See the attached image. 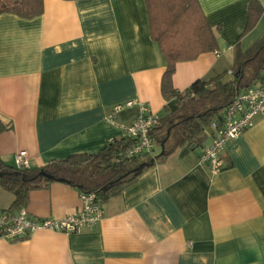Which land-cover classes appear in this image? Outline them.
<instances>
[{"label":"crops","instance_id":"0c3cea01","mask_svg":"<svg viewBox=\"0 0 264 264\" xmlns=\"http://www.w3.org/2000/svg\"><path fill=\"white\" fill-rule=\"evenodd\" d=\"M258 1L262 14L243 32L250 0H198L218 49L177 62L176 90L222 72L237 43L244 51L264 35ZM165 65L144 0H43L32 18L0 14L1 159L13 164L23 150L41 167L95 154L142 106L161 118L177 105L161 94ZM205 132L201 146L178 147L102 203L96 225L0 238V264H264V112L227 143L219 173L198 161L212 138ZM12 201L0 187V210ZM79 205L77 188L54 181L24 206L35 218H60Z\"/></svg>","mask_w":264,"mask_h":264},{"label":"trees","instance_id":"16d2710c","mask_svg":"<svg viewBox=\"0 0 264 264\" xmlns=\"http://www.w3.org/2000/svg\"><path fill=\"white\" fill-rule=\"evenodd\" d=\"M144 2L150 37L159 45L166 62L160 82L161 94L166 101L177 99L175 108L169 110L165 107L166 114L149 132L159 151L126 158L124 153L135 140L120 136L108 141L95 154L70 155L41 167L18 169L0 157V187L13 195L8 210L23 207L31 190L44 188L54 181L66 183L79 192H94L97 200L104 203L119 195L145 169L164 161L178 147L201 146L206 138L205 130L213 121L221 119L222 111L234 96L252 85L264 83L263 35L244 51L237 43L233 47L232 63L222 72L206 79H197L183 91L176 90L172 84L176 63L217 50L216 37L198 0ZM42 11L43 0H0V14L12 13L32 18ZM262 11L258 0H250L243 32L255 25ZM7 128L0 120V133ZM140 163L145 164L137 172H132Z\"/></svg>","mask_w":264,"mask_h":264},{"label":"built area","instance_id":"2783aa9c","mask_svg":"<svg viewBox=\"0 0 264 264\" xmlns=\"http://www.w3.org/2000/svg\"><path fill=\"white\" fill-rule=\"evenodd\" d=\"M218 56V53L216 54ZM133 101L113 107L107 121L113 123V116L123 106H130ZM264 112V83L252 85L238 92L224 108L219 121H213L211 142L198 156L200 164L206 165L212 173L221 172L224 167L223 152L227 143L245 129L253 125L254 117ZM159 123V116L150 112L146 106L130 123L121 125L122 136L130 137L135 143L124 153L126 158L135 157L143 152H152L154 144L149 137L150 130ZM13 165L29 168V159L25 151H17L13 156ZM80 205L76 212L60 218H35L23 206L15 211L0 210V238L17 239L36 230L61 231L72 233L84 227L96 225L104 216L102 203L94 192H79Z\"/></svg>","mask_w":264,"mask_h":264},{"label":"water","instance_id":"95a60500","mask_svg":"<svg viewBox=\"0 0 264 264\" xmlns=\"http://www.w3.org/2000/svg\"><path fill=\"white\" fill-rule=\"evenodd\" d=\"M167 135H168V131H167ZM163 144V143H162ZM145 163H140L137 167H135L134 169H132V172H137L138 170H140ZM42 175H44L47 178H50V176L48 174H46L45 172H41Z\"/></svg>","mask_w":264,"mask_h":264},{"label":"rangeland","instance_id":"374dc122","mask_svg":"<svg viewBox=\"0 0 264 264\" xmlns=\"http://www.w3.org/2000/svg\"><path fill=\"white\" fill-rule=\"evenodd\" d=\"M159 151V147L154 146L153 152H158Z\"/></svg>","mask_w":264,"mask_h":264}]
</instances>
